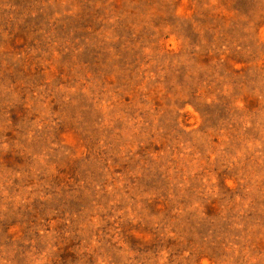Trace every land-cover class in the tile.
<instances>
[{"label":"rangeland","instance_id":"obj_1","mask_svg":"<svg viewBox=\"0 0 264 264\" xmlns=\"http://www.w3.org/2000/svg\"><path fill=\"white\" fill-rule=\"evenodd\" d=\"M0 264H264V0H0Z\"/></svg>","mask_w":264,"mask_h":264}]
</instances>
